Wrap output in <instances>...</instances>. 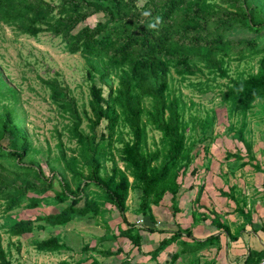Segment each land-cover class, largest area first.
Wrapping results in <instances>:
<instances>
[{"label": "trees", "instance_id": "1", "mask_svg": "<svg viewBox=\"0 0 264 264\" xmlns=\"http://www.w3.org/2000/svg\"><path fill=\"white\" fill-rule=\"evenodd\" d=\"M98 13L102 18L94 26L85 25L74 32L80 23ZM0 22L31 36L45 31L61 36L70 53H81L87 58V73L93 80L90 112L83 114L69 86L57 79H44L52 101L69 117L67 131L79 145L78 154H69L59 132L57 159L75 180L73 188L57 173L46 177L35 159L27 161L33 146L13 106L19 95L0 69V198L4 199V212L24 204L36 208L43 203L69 202L63 209L35 219L12 218L7 232L22 236L47 225L65 226L76 218L103 217L105 209L113 205L128 225H119L117 232L100 238L125 237L132 248L93 250L104 257L124 254L116 264H144L139 262L144 255L157 259L175 241L188 245L181 238L184 233L192 236V230L179 227L161 239L155 249L145 252L143 245L149 234L167 230L139 223L146 219L156 222L152 204H161L167 193L177 197L182 184L180 174L193 161V146L187 145V103L171 89L170 75L174 70L184 80L208 70L228 78L221 90L222 103L230 115L242 113L246 117L255 102L264 99V0H0ZM250 57L260 58L256 72L236 77L229 74V61ZM111 73L118 78L116 86L110 79ZM96 74L108 87L107 95L95 81ZM85 120L90 133L82 128ZM104 120L107 132L98 135L96 129ZM214 122V116L202 121L204 133ZM147 125L161 133L160 145L154 150L148 149ZM246 126L244 119L236 130L232 124L228 127L249 154V160H244L241 151L228 153L241 161V168L254 159L253 144L245 135ZM123 128L129 131L128 139ZM116 142L122 145L117 147ZM113 149L125 163V169L119 166ZM107 159H112L113 165L111 172L104 175L102 167ZM54 179L61 190L53 196L44 195L54 188ZM93 187L97 191L90 195L89 189ZM133 188L140 189L141 200L135 210L138 218L129 221L128 199ZM223 228L228 229L226 225ZM34 245L37 250L50 253L68 248L59 234L35 240ZM133 249H137V254L132 255ZM188 250L174 253L169 264ZM0 264H22L12 261L1 237ZM58 264L83 262L62 259ZM90 264L99 261L93 258Z\"/></svg>", "mask_w": 264, "mask_h": 264}, {"label": "rangeland", "instance_id": "2", "mask_svg": "<svg viewBox=\"0 0 264 264\" xmlns=\"http://www.w3.org/2000/svg\"><path fill=\"white\" fill-rule=\"evenodd\" d=\"M101 18L100 13L90 16L80 23L74 32L85 25L94 26ZM259 59V57H250L242 61H229L226 66L229 69V74L233 77L247 75L257 71L260 64ZM89 68L87 58L81 53H70L61 36L49 31L42 32L38 36H31L20 33L13 26L0 22V69L8 84L15 87L19 95V100L13 102V106L18 114V120L24 124L25 130L29 134L33 146V151L27 161L35 159L36 165L41 166L46 177H51L53 173H57L59 177L70 182L73 188L76 186L75 180L57 159L59 132L62 134L64 147L69 154H78L79 145L67 131V126L70 123L69 117L61 113L59 107L52 101L50 89L45 85L44 79H57L63 85L69 86L71 93L77 100L79 109L84 114L86 110L90 112V85L93 80L87 73ZM94 77L95 81L103 86L105 95H107L108 87L104 85L98 74ZM110 79L116 86L118 83L117 76L111 73ZM227 81L228 78L209 73L208 70H205L204 74L192 75L184 80L174 70L171 72V89L177 94H181L187 103L184 110L185 119L189 122L187 145L193 146V161L188 169L180 174L181 188L188 187L191 183L200 185L203 181V173L207 174L209 171L231 172L250 168L249 166L241 168L240 160H236L234 155L228 156L229 152L235 154L241 151L245 159L249 157L243 143L235 138L234 131L228 129L230 124L236 130L245 119L247 121L245 135L253 144V154L259 157L264 155V99L257 100L254 108L247 113L246 117L242 113L230 115L225 104L222 103L221 97V90L225 88L224 85ZM207 116H214L215 122L213 127L204 133L202 121ZM106 123L107 121L104 120L96 129L98 135L107 132ZM82 128L90 133L87 120L84 121ZM123 130L125 138L128 139L130 137L128 129L123 128ZM147 133L148 149L154 150L160 145L161 133L151 125H147ZM204 136H207L206 140ZM121 145L119 142L115 143L117 147ZM113 152L119 166L125 169V163L118 156L116 149H113ZM112 165V159H107L103 163L102 173L104 175L109 174ZM51 166L54 167V170L51 169ZM194 167L198 168L197 172L192 171ZM130 180L133 181V178ZM225 180L229 181V178H223L222 182ZM54 182V188L44 195L53 196L55 191L61 190L58 180L54 179ZM93 191H97V188L89 189L90 195H93ZM140 194L139 188H133L130 192L127 211L129 221H135L138 218L135 210L141 200ZM171 195V193H167L158 206L152 204L158 216L155 224L149 219L141 220L139 223L149 226L155 225L163 230L169 228L168 222L172 220L171 212L173 211L170 206L171 201L176 203ZM83 202L84 199L80 205ZM68 203V201L60 204L43 203L36 208H30L24 204L13 211L4 212V199L0 198V237L14 263L58 264L60 260L68 259L71 261L81 260L83 264H90L93 258H97L99 264H116L119 258H124V254L118 257H104L93 250V248L117 249L118 246H122L125 250L130 246V242L125 237L100 238L104 234H111L112 231L117 232L119 225L124 227L128 225L127 222L123 221L119 210L113 205H109L105 209L103 217L76 218L65 226L47 225L43 229H35L33 232L22 236H11L7 232L8 224L12 218L35 219L37 216L61 210ZM168 206H170V210L167 208ZM181 206L183 205L181 204ZM55 234L62 237L68 246L67 249L50 253L41 252L35 248V240L45 239ZM168 234V231L150 233V238L153 237L154 239L148 247H152L157 237L162 238ZM86 246L89 248L86 249ZM166 255V251L161 253L160 258H158L160 263L164 262ZM139 260L144 264H156L149 259L148 255L140 256Z\"/></svg>", "mask_w": 264, "mask_h": 264}, {"label": "crops", "instance_id": "3", "mask_svg": "<svg viewBox=\"0 0 264 264\" xmlns=\"http://www.w3.org/2000/svg\"><path fill=\"white\" fill-rule=\"evenodd\" d=\"M244 160H249V157ZM247 166L252 170L209 171L207 174L202 172L204 176L200 185L191 183L188 187L180 188L176 198L172 194L176 203L171 201L172 220L168 222L169 228L166 229L169 234L164 237L170 236V232L179 227L191 229L193 234H183L181 239L187 242L186 246L181 241L169 245L164 250L167 254L164 262L160 263L158 259L164 251L151 261L169 264L174 253L186 248L189 250L183 251L173 264L259 262L264 252V155H254V159L244 168ZM257 166L261 169H257ZM223 178H229V181L222 182ZM170 206L167 207L169 210ZM152 211L157 221L153 205ZM223 225L228 229L223 228ZM164 237H157L156 242L151 244L152 247L148 246L151 241L153 243L154 238L147 237L143 251L155 249ZM131 248L130 243L125 251ZM134 254H137V249H133L132 255Z\"/></svg>", "mask_w": 264, "mask_h": 264}, {"label": "built area", "instance_id": "4", "mask_svg": "<svg viewBox=\"0 0 264 264\" xmlns=\"http://www.w3.org/2000/svg\"><path fill=\"white\" fill-rule=\"evenodd\" d=\"M256 264H264V257L259 262H257Z\"/></svg>", "mask_w": 264, "mask_h": 264}]
</instances>
